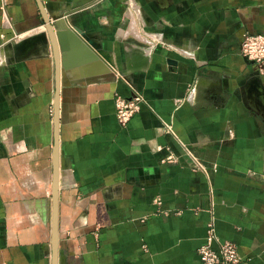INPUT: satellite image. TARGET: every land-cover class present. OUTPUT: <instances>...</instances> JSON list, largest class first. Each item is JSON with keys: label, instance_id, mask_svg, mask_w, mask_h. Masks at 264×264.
I'll return each mask as SVG.
<instances>
[{"label": "crops", "instance_id": "1", "mask_svg": "<svg viewBox=\"0 0 264 264\" xmlns=\"http://www.w3.org/2000/svg\"><path fill=\"white\" fill-rule=\"evenodd\" d=\"M41 3L100 47L61 68L57 264H202L210 223L236 264H264V114L247 91L264 74L239 52L264 0ZM131 89L145 103L121 126ZM54 90L36 0H0V264H52Z\"/></svg>", "mask_w": 264, "mask_h": 264}, {"label": "water", "instance_id": "2", "mask_svg": "<svg viewBox=\"0 0 264 264\" xmlns=\"http://www.w3.org/2000/svg\"><path fill=\"white\" fill-rule=\"evenodd\" d=\"M39 8L43 24L48 36L55 66V90L53 100V122H54V148H53V186H52V264H57V154H58V116H59V95L61 86V68L65 65L66 61H69L71 54L76 56L81 55L82 58L92 61H97V56L90 49L96 51L100 50L99 45L87 34L83 32H76L77 36L81 38V41L72 38L76 34L73 31L65 28L55 29L58 22H52L50 17L45 12V9L41 3V0H36ZM53 19H56L55 17ZM36 38H45V34L37 36ZM82 40L85 42H82ZM73 43V47L71 46ZM102 67H106V64L101 63ZM257 79V78H256ZM252 80L249 83H253L258 89L256 92H252V95L264 104V93L261 90V86L257 80Z\"/></svg>", "mask_w": 264, "mask_h": 264}, {"label": "built area", "instance_id": "3", "mask_svg": "<svg viewBox=\"0 0 264 264\" xmlns=\"http://www.w3.org/2000/svg\"><path fill=\"white\" fill-rule=\"evenodd\" d=\"M239 52L247 61L256 66V74H264V31L239 35ZM129 96L115 95V116L121 126L126 125L145 103L142 94L131 89ZM196 253L202 264H236L240 261L237 245L230 240H218L212 223L208 225L205 240Z\"/></svg>", "mask_w": 264, "mask_h": 264}, {"label": "bare ground", "instance_id": "4", "mask_svg": "<svg viewBox=\"0 0 264 264\" xmlns=\"http://www.w3.org/2000/svg\"><path fill=\"white\" fill-rule=\"evenodd\" d=\"M247 91L251 96V101L253 104L259 109V111L264 114V104H262L259 100H257L253 95L252 92H256L258 90L253 83H249L247 86Z\"/></svg>", "mask_w": 264, "mask_h": 264}]
</instances>
